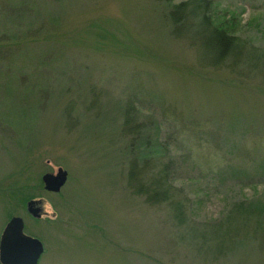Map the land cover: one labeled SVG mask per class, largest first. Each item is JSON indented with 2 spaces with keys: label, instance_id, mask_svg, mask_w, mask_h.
I'll list each match as a JSON object with an SVG mask.
<instances>
[{
  "label": "rangeland",
  "instance_id": "374dc122",
  "mask_svg": "<svg viewBox=\"0 0 264 264\" xmlns=\"http://www.w3.org/2000/svg\"><path fill=\"white\" fill-rule=\"evenodd\" d=\"M179 1L0 0V235L22 217L43 244L38 264H264V245L251 240L216 260L195 257L186 229L127 186L129 160L157 139L170 145L191 223L214 224L241 200L264 204V80L199 66L193 22L182 39L171 35L166 14ZM211 1L264 47V0ZM128 104L134 135L123 127ZM212 161L221 173L207 170ZM58 167L67 180L55 193L42 176Z\"/></svg>",
  "mask_w": 264,
  "mask_h": 264
},
{
  "label": "trees",
  "instance_id": "16d2710c",
  "mask_svg": "<svg viewBox=\"0 0 264 264\" xmlns=\"http://www.w3.org/2000/svg\"><path fill=\"white\" fill-rule=\"evenodd\" d=\"M166 18L171 26V35L179 39H182L180 37L182 33L195 25V40L201 39L199 52L195 44L199 66L223 67L237 77L247 76L250 79L258 76L264 80V47H255L236 33L237 22L233 12L219 9L211 0H182L174 3L168 9ZM191 22H193L192 25ZM190 46L192 47V45ZM132 101H128L131 106ZM130 105H126L124 111L123 127L124 132L128 131L134 135L139 132L141 126L135 123L134 118L137 116L135 110L132 113ZM164 113V117L171 120L176 129H180L177 123L180 115L177 116L168 108H165ZM128 125H132V127L129 129ZM190 126L193 127L195 124H190ZM126 127L128 128L126 129ZM191 127L181 128L180 131L191 135L193 133L188 132L193 129ZM188 138L186 136L181 138L180 143L188 150L192 159V157L195 158V151H193V146L190 145ZM169 146L168 141L156 139L147 152L148 155L134 156L129 160L127 186L130 191L135 195L142 196L144 202L149 206L163 207L176 230L182 227L186 229L188 237L196 240L197 253L195 257L203 260H216L233 253L236 245L244 240L257 242L258 247H262L264 245V204L260 208L261 210H258L249 202L241 200L233 203L226 215L214 224L191 223L188 216L187 200L184 198L185 196H182V190L172 183L174 177ZM254 150L240 147L236 152L240 156L250 159ZM192 161H194L193 167L195 160ZM206 166L211 175L223 171L222 164L217 162L206 163ZM223 226L224 231L222 232ZM211 227L220 229L219 232H214L213 237H210L208 232ZM195 230H200V232L196 233Z\"/></svg>",
  "mask_w": 264,
  "mask_h": 264
},
{
  "label": "water",
  "instance_id": "95a60500",
  "mask_svg": "<svg viewBox=\"0 0 264 264\" xmlns=\"http://www.w3.org/2000/svg\"><path fill=\"white\" fill-rule=\"evenodd\" d=\"M67 180V171L58 167L56 173H45L42 183L46 190L58 192ZM38 201L28 202V211L39 217V208L33 206ZM44 251L42 242L24 232V221L20 216H12L0 235V264H38Z\"/></svg>",
  "mask_w": 264,
  "mask_h": 264
}]
</instances>
